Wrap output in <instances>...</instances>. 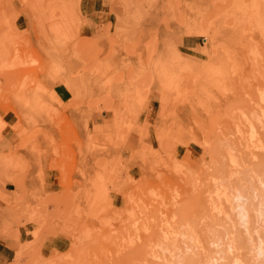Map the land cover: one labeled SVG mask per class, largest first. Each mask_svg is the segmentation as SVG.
Here are the masks:
<instances>
[{"label": "rangeland", "instance_id": "rangeland-1", "mask_svg": "<svg viewBox=\"0 0 264 264\" xmlns=\"http://www.w3.org/2000/svg\"><path fill=\"white\" fill-rule=\"evenodd\" d=\"M4 243L0 264H264V0H0Z\"/></svg>", "mask_w": 264, "mask_h": 264}, {"label": "crops", "instance_id": "crops-1", "mask_svg": "<svg viewBox=\"0 0 264 264\" xmlns=\"http://www.w3.org/2000/svg\"><path fill=\"white\" fill-rule=\"evenodd\" d=\"M107 18H108L107 12H104V11H101L98 9L88 10L85 13V25L88 29V32L96 31L97 30V28H96L97 24L98 23H106L108 20ZM32 178L33 177H30L29 182L32 181ZM31 183H29V184L31 185ZM56 183L57 182H55L54 180H51V181L44 183L43 188H42L44 190L43 192L47 191V193H50V192H54V191L58 190L57 189L58 187H56V186L54 187V185H56ZM47 241L51 242L52 240L49 239ZM10 249L11 248H10V246H8V244H5V243L0 244V255L5 256L7 253L6 251L10 250Z\"/></svg>", "mask_w": 264, "mask_h": 264}]
</instances>
